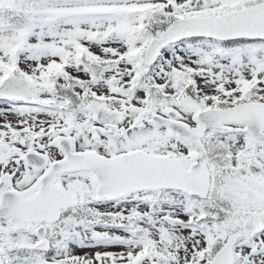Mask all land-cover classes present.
I'll list each match as a JSON object with an SVG mask.
<instances>
[{
  "label": "snow or ice",
  "instance_id": "snow-or-ice-1",
  "mask_svg": "<svg viewBox=\"0 0 264 264\" xmlns=\"http://www.w3.org/2000/svg\"><path fill=\"white\" fill-rule=\"evenodd\" d=\"M0 264H264V0H0Z\"/></svg>",
  "mask_w": 264,
  "mask_h": 264
}]
</instances>
